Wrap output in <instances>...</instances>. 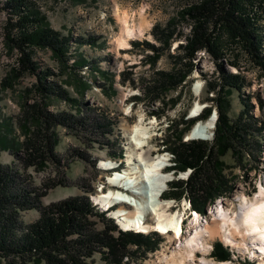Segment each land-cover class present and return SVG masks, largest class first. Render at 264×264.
Wrapping results in <instances>:
<instances>
[{"label": "rangeland", "instance_id": "rangeland-1", "mask_svg": "<svg viewBox=\"0 0 264 264\" xmlns=\"http://www.w3.org/2000/svg\"><path fill=\"white\" fill-rule=\"evenodd\" d=\"M33 1L47 16L53 29L63 34L72 35V59L70 63L73 62L74 55L82 54L89 60L97 61L99 65L98 70H92V67L86 66L80 72V75L92 84L91 88L86 90L82 96L72 85L66 83V80H70L74 75V70L69 69L63 72L51 50L36 49L33 54L34 60L39 63L41 68H51L55 73L51 76V80L64 85L73 96L78 98L77 104L68 103L55 97L51 98L50 110L55 112L67 111L75 114L81 112L84 113L83 116L98 118L107 116L112 120L113 129L104 134L102 130H96L92 133V131L69 130L60 126L61 139L57 150L63 157L61 173H58L52 164L41 171H36L34 167L30 168L35 185L44 188V190H46L44 183L50 178L56 182L59 179L65 181L64 184H56L47 189L48 193L42 199L43 204L49 205L75 195H86L89 196L93 204L95 203L94 207L99 210L98 208L102 206L96 202L94 195L108 192L111 188L117 189L118 186L109 183V176H113L114 170L124 169L127 164L126 144L128 139L125 135V127L136 122L140 114H144L146 124L151 125V121H156L155 135L151 142L152 154L153 156L166 155L165 170L173 174V178L167 181L166 188H164L160 198L171 200L173 202L172 210L183 208L184 202L188 204L189 209L192 201L186 184L191 175L194 174L195 168L187 167L183 172L176 169V154L173 148L182 142L189 141H206L210 146L214 144L219 111L214 101L210 100L217 94L215 91L209 90L208 87L212 81L217 83V89H220L221 74L212 56L202 50L195 57L194 69L183 84L168 92H159L160 97L154 99V95L158 94L156 91L154 92L157 79H162V72H173L179 66L177 56L182 53L181 45L186 43V38L190 32L189 24L184 20H179L168 46L161 39L160 32L156 27L164 29L182 9L198 0ZM4 2L5 0H0V84L18 58L17 52L8 51L5 45V25L10 12L3 8ZM141 12L151 26L144 30L142 36L137 35L129 39L128 47L117 45L115 40L122 30L121 17L126 13L131 26L138 27L141 21ZM80 37H84V40L78 43ZM146 43L162 48L156 61L150 58L155 55V51ZM237 53L239 54V66L230 64V59L234 58L231 53H228L224 60V68L229 72L242 73L246 80V86L243 92L229 88L227 96L231 100V106L228 109V114L232 120H236L244 111L243 97L250 96L253 104L252 112L257 118L258 127L264 122V75L262 70L254 65L244 53L241 54L236 50L235 54ZM35 82V75L26 74L14 84L13 88L1 89L0 86V121L7 120L2 127V133L8 137L7 145L14 143L13 140L22 143L25 139V134L19 127L18 119L22 115V105L26 98H29V102L36 99L35 93L31 95L25 93V90L33 87ZM197 101L201 102L203 107L204 105L211 107L210 116L216 113L215 128L211 133L210 140L192 138L187 141L189 139L188 134L194 124L210 117L202 118L203 111L198 119L191 122L194 119L189 117L191 116V108ZM183 120H190V122H183ZM180 133H182L181 139L179 138ZM237 146L243 149L245 157L243 160L238 159L232 149L222 157L229 188L215 201L208 202L205 207L201 206L200 209H196L204 216L206 215L205 217L210 216L211 207L215 206L218 201L223 200L225 205L230 204L232 206L241 193L253 196L258 191L259 183L264 182V126L262 133H260L252 123L248 141L244 146L240 144ZM74 149L80 150L83 155H90L91 160H93L88 161L81 157L72 158L71 154ZM19 155L24 157L23 149ZM103 160L115 162L116 168L112 170L102 168L100 164ZM13 162L23 168L22 159L17 158L10 151V147L3 149L0 145V163L11 164ZM182 173L186 176L183 177ZM176 183L182 186L177 187L175 186ZM174 191H183L185 194L180 198L174 195ZM98 204L99 206H96ZM120 206L119 203H116L112 210ZM192 208H194L193 205ZM189 214L190 211L187 210L184 222L185 230H188L189 227L190 218H187ZM40 215L39 209H32L25 211L23 218L30 223L39 219ZM146 216L151 221V214L148 213ZM96 221L98 229H103V223L98 219ZM115 222L118 225V222ZM118 226L121 229V226ZM149 232L145 235L152 234L158 240L154 250H146L145 246L139 247V245L131 243L129 244L130 256L129 258L126 257L122 264H147L148 262L159 264V252L163 249L169 250L174 242L170 241L167 235L157 231ZM117 234L118 232L114 233V235ZM211 241L212 248L205 254L208 259H214L223 264L260 263L258 258H251L249 249L239 250L233 245L231 246L233 254L230 260L221 262L212 256V250L215 242L224 240L217 236ZM224 244L227 245L225 241ZM203 256L202 252H198V258ZM108 262L102 252L98 251L92 264H113V262Z\"/></svg>", "mask_w": 264, "mask_h": 264}, {"label": "trees", "instance_id": "trees-1", "mask_svg": "<svg viewBox=\"0 0 264 264\" xmlns=\"http://www.w3.org/2000/svg\"><path fill=\"white\" fill-rule=\"evenodd\" d=\"M3 8L10 12L5 25V45L8 51L17 52L18 58L1 81V89L13 88L22 76L33 74L36 82L25 93H35L36 99L29 102L27 97L22 105V115L18 119L19 127L25 134L22 143L13 140L14 143L7 145L8 137L2 133L7 120L0 121L1 147H10V151L23 162V168L14 162L0 163V264H92L98 251L102 252L108 263L122 264L130 256L131 243L154 250L158 240L152 234L120 229L113 218L94 207L89 196L75 195L49 205L43 204L47 189L65 181L59 179L56 182L50 178L44 183V190L35 185L30 168L41 171L52 164L61 173L63 157L57 150L61 139L60 126L92 133L102 130L105 134L113 130L112 120L107 116L98 118L83 116L81 112L50 110L51 98L76 104L78 98L64 85L51 80L55 73L51 68H41L34 60L36 49L51 50L63 72L74 70V75L66 83L82 96L92 84L80 72L86 66L98 70L99 65L82 54L74 55L70 63L72 35L53 29L35 1L5 0ZM179 20L189 24L190 33L186 43L181 45L182 53L177 56L179 66L173 72H162V79H157L154 92L158 94L154 95V99L160 97L159 92L165 93L183 84L194 69L195 57L202 50L212 56L221 74V88L217 89V83L212 81L208 87L217 94L210 100L214 101L219 111L214 144L210 146L206 141H189L173 148L176 169L184 171L187 167L195 168L186 188L194 209H200L228 191L222 157L232 149L238 159L243 160L245 153L237 144L244 146L248 141L252 123L260 133L263 131V121L257 127L259 123L253 115L250 96L243 97L245 107L240 116L236 120L229 117L231 100L227 96L228 90L232 88L243 92L246 80L240 72L227 71L224 60L231 53L234 59H230V64L239 66V54H235L238 50L264 75V0L195 1L172 18L164 29L156 27L168 46ZM82 40L84 37L77 42ZM146 45L155 51L150 58L156 61L162 48L151 43ZM210 114L211 107H208L201 117L207 118ZM22 149L24 157L19 155ZM71 155L72 158L93 160L90 155H83L77 149ZM175 186L182 185L176 183ZM173 193L180 198L185 194L183 191ZM32 209H39L41 215L36 221L28 223L23 213ZM96 219L103 223V229H98ZM115 232L118 234L114 235ZM232 254L223 242L214 243L212 256L217 260H230Z\"/></svg>", "mask_w": 264, "mask_h": 264}, {"label": "bare ground", "instance_id": "bare-ground-1", "mask_svg": "<svg viewBox=\"0 0 264 264\" xmlns=\"http://www.w3.org/2000/svg\"><path fill=\"white\" fill-rule=\"evenodd\" d=\"M121 22L122 30L115 42L125 48L130 44L129 39L142 36L144 30L151 26L142 12L138 27L131 26L126 13L121 17ZM202 109V103L197 101L191 108V116ZM216 118L214 113L212 117L196 122L188 138L210 140ZM148 124L145 115L140 114L136 122L125 127L127 166L109 176V182L118 186L117 189L111 188L108 192L94 195L96 202L107 211L111 210V205L119 203L121 206L111 210L110 215L125 230L158 231L167 235L174 245L169 250L159 252V264H223L205 256L212 248L211 240L217 236L239 250L249 249L251 258L256 257L259 264H264V182L259 183L258 191L253 196L241 193L232 206L225 205L223 200L218 201L211 207L209 218L199 212L192 213L186 232L183 223L188 204L184 202L183 208L172 210L173 202L160 198L173 174L163 170L166 155L153 156L151 142L156 121ZM115 164L103 160L100 166L111 169ZM182 176L186 174L182 173ZM146 213H151V221ZM198 252L204 256L198 258Z\"/></svg>", "mask_w": 264, "mask_h": 264}, {"label": "built area", "instance_id": "built-area-1", "mask_svg": "<svg viewBox=\"0 0 264 264\" xmlns=\"http://www.w3.org/2000/svg\"><path fill=\"white\" fill-rule=\"evenodd\" d=\"M190 29H191V28H190ZM189 33H190V32H189ZM188 140H190V139H187V141H188ZM116 166H117V164H115V166H114L113 168H111L110 170L115 169ZM165 167H166V166H164L163 169H164ZM122 170H123V169H122ZM190 170H191V169H190ZM115 171H117V170H114V171H113V175H114V172H115ZM110 184H111V183H110ZM116 187H117V186H116Z\"/></svg>", "mask_w": 264, "mask_h": 264}, {"label": "water", "instance_id": "water-1", "mask_svg": "<svg viewBox=\"0 0 264 264\" xmlns=\"http://www.w3.org/2000/svg\"><path fill=\"white\" fill-rule=\"evenodd\" d=\"M212 115H214V113H213ZM210 117H212V116H210ZM225 262H226V261H225Z\"/></svg>", "mask_w": 264, "mask_h": 264}]
</instances>
